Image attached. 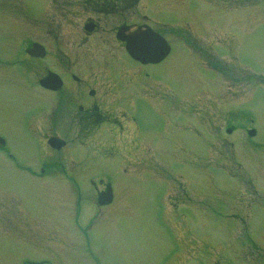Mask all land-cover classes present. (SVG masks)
Returning <instances> with one entry per match:
<instances>
[{"label": "rangeland", "instance_id": "1", "mask_svg": "<svg viewBox=\"0 0 264 264\" xmlns=\"http://www.w3.org/2000/svg\"><path fill=\"white\" fill-rule=\"evenodd\" d=\"M228 1L142 2L152 3L159 17L188 23L181 25L188 31L180 41L177 23L162 27L184 59L176 51L153 67L176 96L164 108L138 100L153 138L165 141L162 149H154L152 163L142 149L116 150L110 161L105 152L113 149L60 150L63 157L88 151V163L81 159L74 170L82 178L110 170L113 204L100 209L94 189L80 178L88 192L77 207L73 182L11 176L0 156V264H264V0ZM19 3L31 16L43 6L42 0ZM19 13L10 18L17 22ZM27 15L10 34L0 21V62L19 35L33 32ZM39 29L45 36L44 23ZM61 33L69 36L65 25ZM225 40V50L246 66L223 55ZM192 45L206 46L212 64ZM20 72L17 64L0 63V131L18 157L33 161L40 151L29 136L28 115L37 109L39 91L27 89ZM195 90V98L185 100V131L178 132L180 115L171 106L179 91L190 96ZM251 126L254 138L245 131ZM178 137L180 148L173 142Z\"/></svg>", "mask_w": 264, "mask_h": 264}, {"label": "flooded vegetation", "instance_id": "2", "mask_svg": "<svg viewBox=\"0 0 264 264\" xmlns=\"http://www.w3.org/2000/svg\"><path fill=\"white\" fill-rule=\"evenodd\" d=\"M58 1L42 0L40 12L31 16L26 14L22 3L18 4L20 0H0V21L5 22L2 31H6L8 26L10 29L7 31L12 33L17 26L24 25L22 21L26 15L34 21L33 32L19 35L17 43L7 51L4 55L6 58L0 63L11 66L17 64L20 73L26 78V88L32 87L39 91L37 109L28 115V131L29 136L38 142L40 151L33 161L18 157L8 136L0 131V156L5 158L9 175L24 173L29 179L73 182L77 187L76 206L80 207L84 192L88 190H82L79 181L82 177L76 175L74 170L82 160L88 163V151L79 153L80 158L69 154L63 157L60 150L75 146L96 150L113 149L105 152L104 158L110 161L120 154L116 150L142 149L149 163H152L155 159L154 149L161 150L165 141L153 138L152 129L146 127L141 117L138 100H148L152 107L162 105L164 108L166 100L176 96L171 86L173 84L160 76L162 73L153 67L163 64L176 51L183 59L185 56L184 50L179 49L162 27L177 23V41L184 40L188 30L181 27L186 22L159 17L160 13L154 11L153 4L142 3L144 0ZM228 8L232 9L230 6ZM19 11L20 17L16 22L13 16L10 18V12L16 15ZM43 13L45 36L39 29L43 24ZM153 15L158 17L153 19ZM63 25L69 35L65 39L61 33ZM214 30L218 33L217 29ZM209 32L197 34L211 35L213 30ZM221 35L225 37L223 33ZM127 40L146 51V57L140 59L133 56L125 46ZM194 41L189 40V43ZM192 46L202 48L204 51L200 50V53L205 59L212 58L206 52V46ZM225 46L226 40L223 55L230 54L240 62L239 56L226 51ZM162 53L164 55L160 57ZM217 65L214 62L216 68ZM208 77L212 78V75ZM197 94V90L190 96L182 91L177 93L179 99L174 100L171 107L175 110V116L180 115L175 122L178 132L185 131V100L187 97L193 100ZM252 128L256 129L255 126L245 128L247 134ZM225 130L230 134L236 131L234 126H226ZM179 138L173 141L177 142L178 148L184 146L180 145L184 144V140ZM86 177L82 179L94 189L100 209L116 201L110 170L90 173ZM166 195L164 192L163 203L166 202ZM100 200L105 203L100 204Z\"/></svg>", "mask_w": 264, "mask_h": 264}, {"label": "water", "instance_id": "3", "mask_svg": "<svg viewBox=\"0 0 264 264\" xmlns=\"http://www.w3.org/2000/svg\"><path fill=\"white\" fill-rule=\"evenodd\" d=\"M134 45H135V43L130 42L129 40H127V45H125V46L127 47L128 51H129L133 56L138 57V58H140V59L146 57L145 55H146L147 52H146V51L144 52L143 50H141L140 47L137 48V47L134 46ZM160 55H161L160 57H163L164 53H162V54H160ZM249 133H250V134H253L254 131L251 130ZM101 194H102V193H101ZM101 194H100V195H101ZM100 198H101V196H100ZM99 202H100V204L105 203V201H102V202H101V200H100Z\"/></svg>", "mask_w": 264, "mask_h": 264}]
</instances>
